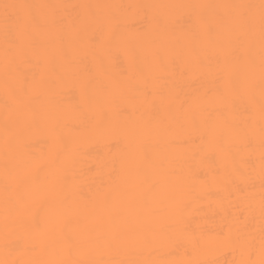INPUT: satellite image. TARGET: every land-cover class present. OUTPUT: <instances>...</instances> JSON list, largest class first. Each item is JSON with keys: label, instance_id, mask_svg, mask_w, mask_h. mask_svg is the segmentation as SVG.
Listing matches in <instances>:
<instances>
[{"label": "bare ground", "instance_id": "1", "mask_svg": "<svg viewBox=\"0 0 264 264\" xmlns=\"http://www.w3.org/2000/svg\"><path fill=\"white\" fill-rule=\"evenodd\" d=\"M260 3L0 0V264L261 260Z\"/></svg>", "mask_w": 264, "mask_h": 264}, {"label": "snow or ice", "instance_id": "2", "mask_svg": "<svg viewBox=\"0 0 264 264\" xmlns=\"http://www.w3.org/2000/svg\"><path fill=\"white\" fill-rule=\"evenodd\" d=\"M5 7V10H6V13H5V25H6V32H9L13 26V16L8 12L9 9H13V8H16V7H23V6H17V5H4ZM237 7H240V8H253L254 6L253 5H240V6H237ZM260 9H261V21L262 23H264V0H261V3H260ZM207 30L208 31H211V26H207ZM9 44L10 45H15V41L14 40H11L9 41ZM120 170H117L116 172V175L117 177H119L120 175ZM260 254H261V260L259 262L253 260L251 258L252 256V253L251 251L249 250L248 251V259L246 260H242L241 261V264H264V236H262V239H261V248H260Z\"/></svg>", "mask_w": 264, "mask_h": 264}]
</instances>
